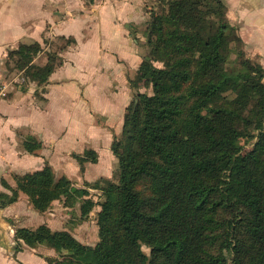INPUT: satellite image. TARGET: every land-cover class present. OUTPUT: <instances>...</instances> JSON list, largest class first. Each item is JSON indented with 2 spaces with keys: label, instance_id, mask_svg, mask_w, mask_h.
<instances>
[{
  "label": "trees",
  "instance_id": "trees-1",
  "mask_svg": "<svg viewBox=\"0 0 264 264\" xmlns=\"http://www.w3.org/2000/svg\"><path fill=\"white\" fill-rule=\"evenodd\" d=\"M147 37L137 84L153 94L138 93L126 109L113 148L117 182L93 186L103 200L57 179L48 164L17 177V188L3 181L41 213L62 200L81 203L83 216L100 207V241L85 245L47 224L17 228L16 239L53 249L61 260L51 264H264V68L247 56L223 0H169ZM58 38L64 45L45 65L34 64L46 49L34 42L10 51L4 69L46 85L76 43ZM23 145L28 153L42 147L33 136ZM79 160L97 163L98 155Z\"/></svg>",
  "mask_w": 264,
  "mask_h": 264
},
{
  "label": "crops",
  "instance_id": "crops-1",
  "mask_svg": "<svg viewBox=\"0 0 264 264\" xmlns=\"http://www.w3.org/2000/svg\"><path fill=\"white\" fill-rule=\"evenodd\" d=\"M223 1L247 56L264 68V0ZM155 3L157 0H0V77L9 52L21 44L40 41L45 35L77 41L75 48L62 54L63 65L46 85L0 96V181L5 179L15 187L9 177L13 172L41 170L46 162L54 169L72 165L68 161L72 148L90 145L87 136L112 133L97 120L109 121L116 128L114 133H120L135 96L130 79L148 57L147 46L139 38L148 19L146 10ZM23 133L40 139L43 151L35 155L21 152ZM66 137L69 145L63 143ZM107 140L109 143V137ZM96 145L99 160L92 166L99 165L102 175L105 168L100 152L104 146L100 141ZM2 189L10 197L11 192ZM10 199L13 201L4 208L0 206V264H51L49 259L56 257L53 249L29 248L14 240L15 230L42 224L53 231L64 230L67 226L61 220L67 215L55 208L37 211L22 192Z\"/></svg>",
  "mask_w": 264,
  "mask_h": 264
},
{
  "label": "rangeland",
  "instance_id": "rangeland-1",
  "mask_svg": "<svg viewBox=\"0 0 264 264\" xmlns=\"http://www.w3.org/2000/svg\"><path fill=\"white\" fill-rule=\"evenodd\" d=\"M168 1L169 0H157V3H155L154 6L148 7L146 10V12L148 14V19L142 25L143 33L141 34V37L139 38V40H141L143 43L146 44L147 50H148L147 56L149 55L148 37H147L149 24L152 21L154 16H156L157 14L162 13L163 11L168 9ZM45 39L47 41L46 44H44ZM37 42H40L46 48L45 52L40 53L34 60V64L38 65V66H43L46 64L47 58H48L47 54L55 52V51H59V49L64 45V41H61V40H59L58 37H55V36L53 37L52 35H45L43 37V39H41L40 41H37ZM76 45H77V41L75 44H72L70 47H68V49H71L73 47L75 48ZM235 46L240 48L237 44ZM235 57L236 56L234 55L232 58L234 59ZM156 65L159 67L162 66V64H160V63H157ZM13 66H14V63H12L11 68ZM9 69H4V71L1 73V77H0V84L1 85L2 84H8V88L6 90V96L10 95L11 92H13L14 90H18V89L25 90L27 87H31V86L37 88V86H38L37 83H33L29 79H27L25 77L24 71L21 72L17 69L10 71ZM138 71H139V69H138ZM138 75H139V73L137 72L135 75L132 76V79H130V85L135 90L134 91L135 92L134 99L138 93H146V94L152 95L153 94L152 86H150V85L145 86V84L143 82H140L139 84H137ZM134 81L136 82L135 86L133 85ZM37 92H39V91H37ZM43 92H44V90H43ZM39 94H40V92H39ZM97 122L101 126H104V129H106L108 127L109 130H111V132L113 133V135L111 133L107 136V135H104L103 133H100L94 137L87 136L89 138V144L90 145L80 144L77 148H72L70 150V151H72V154H71L72 159L68 160V161L72 165H64V166L59 165V166H57V168L54 169L48 162H46V164L51 166V168L54 171L55 177L57 179H60L62 177H67L69 180H71L73 186L80 188V189H89L90 197L95 202L100 203L103 200V193L100 189L93 188V186L95 185V183L97 181H99L100 179H103V178L110 180V181H113V182H117V176L116 175H117L118 159L114 155L113 148L115 146L116 140L118 138H120L122 135L123 126H122V130H120V133L116 134V133H114L116 131V128L109 121L105 122L104 120L100 119V120H97ZM118 130H119V125H118ZM22 135H23L22 147H19V149L21 152L26 154L28 152L25 151V149H24V145H23L24 141L28 138V136H33V135H31L30 133H23ZM33 137L42 143V147L32 153L33 155H35L36 153L43 151L42 149H43L44 144L37 137H35V136H33ZM107 137H109V143H108ZM79 138L81 141H84L83 135H80ZM99 141L102 142V144H103L102 146H104L103 151L100 152L102 154V157H101V164L102 165L101 166L105 168L102 175L99 174L100 173V166L99 165H96L95 167H93L92 164H94V163H90V162H86L83 165H81L80 160H79V158L84 156V154L89 150L96 152L98 155V160H99V153H98L99 151L97 152V150L93 147L94 144H97L96 146H98ZM63 143H64V145L65 144L69 145V140L67 139V137L65 138V142L63 141ZM246 148L248 150H250V149H252V146H247ZM32 159H33V156H32ZM87 168H88V171H87ZM17 171H18V169H17ZM20 171H23L22 174H18V172H13L12 175L9 176L11 180H14V184H15L14 188H17V177L23 176L25 174L32 173V172H35L38 170L25 172L24 169H22ZM68 175H69V177H71V179L68 177ZM3 181H6V180L2 179L0 181V187H1L0 194L3 193L2 187L5 188V186L3 185ZM10 186H12V185H10ZM11 196H12V193H11L10 197ZM10 197L6 196L4 199L0 198L1 208H4V206L9 202ZM53 208L59 209L61 214L67 215L66 217H64L61 220V223H64L68 227V228L67 227L64 228V230L69 231L74 237L76 235L77 238L76 237L75 238L77 240L80 239L83 241V242H81L79 240L81 243H83L85 245L95 246L100 241L99 227L97 224V212L101 209L100 207L94 208V210L86 216L81 215V212H80L81 211V203H78L74 207H68L65 205L64 200L55 201L53 203V205L47 211H49L50 209H53ZM64 208H69V209L64 210ZM64 224H62V225H64ZM17 228H26V227H22V226L18 227L17 226L16 229ZM14 240L17 241L16 233H15ZM143 250L145 251L146 254H148V255L150 254V249L147 248L146 246L143 247ZM51 260H55V262H57V261H60L61 259L59 258L58 254L56 253V257L51 258Z\"/></svg>",
  "mask_w": 264,
  "mask_h": 264
},
{
  "label": "built area",
  "instance_id": "built-area-1",
  "mask_svg": "<svg viewBox=\"0 0 264 264\" xmlns=\"http://www.w3.org/2000/svg\"><path fill=\"white\" fill-rule=\"evenodd\" d=\"M8 88V84H0V96L5 97L6 96V90Z\"/></svg>",
  "mask_w": 264,
  "mask_h": 264
}]
</instances>
